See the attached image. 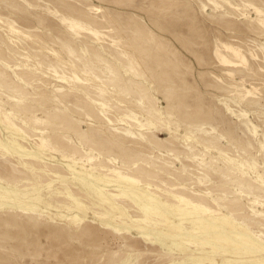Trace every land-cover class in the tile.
<instances>
[{"label": "rangeland", "instance_id": "rangeland-1", "mask_svg": "<svg viewBox=\"0 0 264 264\" xmlns=\"http://www.w3.org/2000/svg\"><path fill=\"white\" fill-rule=\"evenodd\" d=\"M0 264H264V0H0Z\"/></svg>", "mask_w": 264, "mask_h": 264}]
</instances>
